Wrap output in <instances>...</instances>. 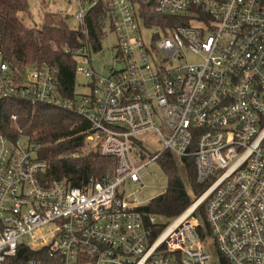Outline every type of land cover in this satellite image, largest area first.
<instances>
[{"label": "built area", "instance_id": "1", "mask_svg": "<svg viewBox=\"0 0 264 264\" xmlns=\"http://www.w3.org/2000/svg\"><path fill=\"white\" fill-rule=\"evenodd\" d=\"M107 2L111 64L96 71L88 42L65 49L89 94H62L46 63L16 80L0 52V101L72 109L92 124L91 148L116 158L114 176L86 190L46 183L38 145L0 132V264L22 246L42 253L26 264H264V0ZM77 3L85 33L98 0ZM134 137L150 157L133 153ZM165 151L193 160L203 190L161 223L125 186L142 189L141 170Z\"/></svg>", "mask_w": 264, "mask_h": 264}, {"label": "trees", "instance_id": "2", "mask_svg": "<svg viewBox=\"0 0 264 264\" xmlns=\"http://www.w3.org/2000/svg\"><path fill=\"white\" fill-rule=\"evenodd\" d=\"M107 1L98 0V4L88 10L84 33L79 25L71 27L63 13L47 10L45 0L41 1L38 23L30 24L27 22V18L32 17L30 0H0V52L16 80L23 78L32 67L46 63L58 70L60 92L76 96L79 59L65 49L83 48L84 42H88L92 52L100 50L104 36L101 18L108 11ZM141 8L145 13L151 11L145 5ZM154 24L149 19L146 26ZM0 132L12 141L22 136L30 144L38 145L37 154L47 163L43 173L46 183L63 180L86 190L90 181H104L114 176L116 158L89 148L87 136L93 133L92 124L72 109L23 97L3 99L0 101ZM137 147H141L145 156H151L149 149L134 137V154ZM157 162L167 175L168 183L164 192L150 200L144 209L170 220L183 212L192 202V193L200 194L203 187L196 181L192 159L178 158L165 151ZM34 253L22 246L18 257L3 264H26L29 258L42 254Z\"/></svg>", "mask_w": 264, "mask_h": 264}, {"label": "rangeland", "instance_id": "3", "mask_svg": "<svg viewBox=\"0 0 264 264\" xmlns=\"http://www.w3.org/2000/svg\"><path fill=\"white\" fill-rule=\"evenodd\" d=\"M42 0H30V12L32 14L31 18H27V22L30 24L32 22L38 23L40 19V14L42 11L41 2ZM47 6L46 9L54 12H61L63 15L67 16L66 20L71 27L78 25V20L75 18V14L78 10L77 0H45ZM110 44L116 41L115 36L112 34L110 36ZM109 43L106 42L97 53L92 54V63L96 71L100 72L103 70L104 66L110 65L112 62L111 53L108 49ZM199 59L193 56L188 57V61L196 62ZM86 65V64H84ZM89 79L85 78L82 74H77V93H90V87L87 86ZM145 138L149 141L150 146L156 148L157 150L162 148V144L158 142L157 137L153 134V137L146 135ZM29 142L26 138L21 137V145L26 146ZM89 148L91 144L89 143ZM143 174L142 180L144 187L140 189L139 184L137 183H128L125 186L127 194H133L134 197L139 202L143 204H148L150 200L162 194L166 189L168 178L164 171L158 166L156 162L150 163L147 167L141 170ZM192 198L194 194L192 193ZM158 222L167 223L170 220H167L163 216H157ZM173 219V218H172ZM192 246V244H189Z\"/></svg>", "mask_w": 264, "mask_h": 264}]
</instances>
